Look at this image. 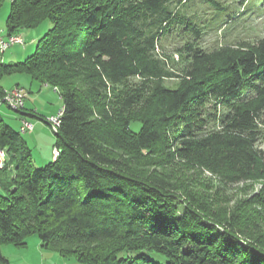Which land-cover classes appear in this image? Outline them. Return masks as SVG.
<instances>
[{"label":"trees","instance_id":"trees-1","mask_svg":"<svg viewBox=\"0 0 264 264\" xmlns=\"http://www.w3.org/2000/svg\"><path fill=\"white\" fill-rule=\"evenodd\" d=\"M192 1L11 2L10 33L52 27L34 54L0 62V81L55 88L63 115L60 154L37 168L0 114V264L3 245L35 234L79 264H264V38L200 47L204 27L181 13ZM175 28L188 37L178 73L157 53ZM251 181L258 192L218 208L222 190Z\"/></svg>","mask_w":264,"mask_h":264},{"label":"rangeland","instance_id":"rangeland-1","mask_svg":"<svg viewBox=\"0 0 264 264\" xmlns=\"http://www.w3.org/2000/svg\"><path fill=\"white\" fill-rule=\"evenodd\" d=\"M12 1L0 0V30L4 31V35L10 33L7 26V18ZM217 1L220 3V7L213 5V10L204 5L200 0L192 1L188 9L181 8L182 15L186 14L189 16L194 14L197 24L204 27V34L201 40L196 42L197 45L210 50L221 45L238 46L241 43H254L264 38V0ZM51 27V21L46 20L35 29L22 30L17 35H20L24 39L25 45H16L7 52L0 53V62L14 64L34 54L38 41ZM180 32L179 28H175L171 36L162 37L157 49L159 57L165 59L169 70L175 73L181 71L185 63L182 47L188 37H184L182 34L181 36L178 35ZM27 81H32L28 75L13 74L2 79L0 83L7 90H11L17 82H20L24 90L27 89L29 91L31 89L32 93H29L27 101H29V104L40 108V114L51 115V112L55 111L51 116L58 115L63 108L60 93L53 87L43 88L41 93L36 84L30 88ZM164 85L169 88H177L179 80L177 78L168 79L164 82ZM15 87L22 88L20 86ZM26 97L27 92L25 90V100ZM0 114L8 125L21 133L22 138L32 151L35 167L40 168L51 162L57 138L51 124L46 121L48 117L40 116L42 120L32 118L31 122L34 124V130L23 133L20 130V114L18 111H14L6 104H3L0 105ZM131 128L137 132L141 128V123L133 122L131 123ZM259 145L264 149V139L261 140ZM261 187L262 181H251L232 186L227 191L220 190L223 200L218 208L229 209L238 203V201L244 200L246 197L248 198L258 192ZM2 193L3 191L0 186V195ZM2 253L11 264H79L74 259L68 260L62 258L56 252L44 248L37 234L27 239L25 247L11 244L3 245Z\"/></svg>","mask_w":264,"mask_h":264},{"label":"built area","instance_id":"built-area-1","mask_svg":"<svg viewBox=\"0 0 264 264\" xmlns=\"http://www.w3.org/2000/svg\"><path fill=\"white\" fill-rule=\"evenodd\" d=\"M10 2V0H8ZM3 30H0V35L3 33ZM10 35H12V42L10 44V46H8V48L6 49H0V53L3 54L5 52H7L8 50H10L13 46L16 45H25V41L24 39L17 34H12L10 33ZM5 97L2 98L0 105L6 104L9 108L13 109L14 111H20L22 112L25 108V93L21 88H14L12 90H8L5 92ZM61 115V111L58 113V115L56 116H52V117H48L46 119V121L51 124L52 129L54 130V123L57 122L58 118H60ZM21 132L26 133L28 131H33L34 130V124L29 121V120H23L22 122V126L20 128ZM56 131V130H54ZM58 150L57 148H54V154L55 151ZM53 154V157H54ZM8 159V154L6 149L4 148H0V164L1 161H7Z\"/></svg>","mask_w":264,"mask_h":264},{"label":"crops","instance_id":"crops-1","mask_svg":"<svg viewBox=\"0 0 264 264\" xmlns=\"http://www.w3.org/2000/svg\"><path fill=\"white\" fill-rule=\"evenodd\" d=\"M26 80V79H25ZM27 80H29V79H27ZM27 83H29V85H30V88H32L33 86H35V84H36V86H37V88H39V90H40V92L42 93V90H43V88H52L51 86H48V85H46V84H44V85H40V84H38V83H35V82H33V81H27ZM2 85V84H1ZM3 86V85H2ZM15 86H20V87H22L21 86V84H20V82H17L16 84H15ZM14 86V87H15ZM4 87V86H3ZM5 88V87H4ZM23 88V87H22ZM6 89V88H5ZM55 89V88H54ZM26 90V92H27V97H26V100H25V108H24V111H22L21 113H19L20 115H19V119H20V128H21V126H22V122H23V120H29V121H31V119L32 118H39L40 120H42V118H40V116H42V117H49V116H51V115H53L54 113H55V111H52L51 112V115L50 114H47V115H43V114H40V111H41V109L40 108H37V107H35L33 104H29L28 102L29 101H27V98H28V95H29V93H32V91H31V89L29 90V91H27V89H25ZM56 90V89H55ZM57 91V90H56ZM58 92V91H57ZM44 121V120H43ZM46 124H48L46 121H44ZM49 125V124H48ZM52 160H53V155H52ZM51 160V161H52ZM10 264H11V262H10Z\"/></svg>","mask_w":264,"mask_h":264},{"label":"bare ground","instance_id":"bare-ground-1","mask_svg":"<svg viewBox=\"0 0 264 264\" xmlns=\"http://www.w3.org/2000/svg\"><path fill=\"white\" fill-rule=\"evenodd\" d=\"M11 42H12V35H10V33H7V34L4 35V32H3L0 35V49H6V48H8V46H10ZM14 88H16V87H14ZM14 88H11V90L14 89ZM21 89L25 93V90L23 88H21ZM5 94H4V97H5ZM60 111H61V115H63V110H60ZM61 117L58 118L57 122L54 123V130H56V131L59 129V127L61 125ZM59 154H60V151L59 150H56L53 159L55 160L59 156ZM5 166H6V162L5 161H1L0 171H2L5 168Z\"/></svg>","mask_w":264,"mask_h":264}]
</instances>
